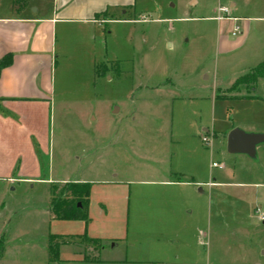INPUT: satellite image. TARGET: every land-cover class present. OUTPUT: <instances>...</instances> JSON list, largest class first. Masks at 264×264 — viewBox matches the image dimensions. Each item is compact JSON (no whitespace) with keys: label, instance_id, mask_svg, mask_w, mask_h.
Listing matches in <instances>:
<instances>
[{"label":"rangeland","instance_id":"374dc122","mask_svg":"<svg viewBox=\"0 0 264 264\" xmlns=\"http://www.w3.org/2000/svg\"><path fill=\"white\" fill-rule=\"evenodd\" d=\"M223 6L225 0H138L134 19L142 21L108 26L92 75L78 61H58L66 77H55V102L23 110L20 122L1 130L0 264H125L126 253L137 259L129 264H234L237 248L262 254L264 142L250 158L229 154L226 135L235 128L264 134V77L254 92L232 89L264 62V23L238 24L241 35L232 37L229 22L223 28L211 19ZM132 85L144 86L134 93L133 110L147 122L135 140L149 160L144 164L159 161L189 184L138 183L142 177L132 168L139 151L116 146L125 115H111V105L124 101ZM247 94L256 99L241 98ZM109 142L115 153H103ZM91 147L102 154L92 173ZM111 168L127 181L123 220L113 227L119 240L57 235L49 243V234L77 230L73 222L49 223L53 201L75 200L71 181ZM50 246L58 261H50ZM167 250L169 260H159Z\"/></svg>","mask_w":264,"mask_h":264},{"label":"crops","instance_id":"0c3cea01","mask_svg":"<svg viewBox=\"0 0 264 264\" xmlns=\"http://www.w3.org/2000/svg\"><path fill=\"white\" fill-rule=\"evenodd\" d=\"M225 2L226 7H223L228 9V14L226 19L221 20L223 28L228 22L233 29L250 22L264 23V0L262 4L258 0H225ZM137 3L138 0H26L19 9H16L13 0H0V60L6 57L10 60L8 65L0 69V134L1 130L2 132L10 130L5 126H15L16 120L20 122L24 117L23 110L31 107L46 108L48 104L55 102V77L57 75L60 79L66 77L62 71L58 74L60 67L58 61L64 62L65 65L66 62L78 61L85 75L87 74L88 77L89 72L92 75L95 62L103 56L106 40L108 36L110 38V32L106 31L108 26L122 23L136 24L142 21L139 18L134 19ZM127 15H131L130 18H127ZM214 17L211 19L214 20ZM142 89H144L142 85H132L127 89L124 101H116V103L112 101L110 114L124 113L125 115L120 121L117 138H120V143L116 146L139 151L136 154L138 158L133 159L140 163L132 168L133 173L142 177L138 183L162 187L189 184L180 177L171 175L169 169L158 165L159 161H152V165L144 164L149 160H145L142 147L135 146V140L140 136L139 130L147 123L137 115L136 111H133L138 109L135 107L137 104L134 99L137 97H134V93H141ZM86 91L87 88L84 92ZM155 91L161 90L155 88ZM140 98L144 99L143 96ZM63 100L60 103H66ZM89 118L96 123L94 115H90ZM94 140L97 139L94 138ZM114 147L109 142L104 145L103 153L107 150L109 154L115 153ZM91 148H93L90 151L92 157L87 165L89 171L92 168H98L92 164L102 155L99 151L101 149ZM102 172H94L98 173L94 175L95 177H81L71 181L73 184L90 186L86 208L87 221L86 223L68 221L77 224L76 232L55 235L86 234L88 238L101 242L119 240L115 237L117 235H114L113 227L123 220L124 204L127 206V181L115 168L104 169ZM108 172L112 174L108 175ZM47 216L49 223L57 221L49 216V212ZM103 250L101 246L99 252ZM166 252L168 255L163 251L164 254L159 260H169L170 251ZM235 252L238 254L232 258L234 264H241V262L242 264H261L260 259H264V251L261 255H257L250 247L237 248ZM150 253L151 256L155 254L149 251L148 255ZM136 260L126 253L124 260L120 263L129 264L137 262ZM145 260L151 262L149 256Z\"/></svg>","mask_w":264,"mask_h":264},{"label":"trees","instance_id":"16d2710c","mask_svg":"<svg viewBox=\"0 0 264 264\" xmlns=\"http://www.w3.org/2000/svg\"><path fill=\"white\" fill-rule=\"evenodd\" d=\"M26 0H13V5L16 7V9H19L21 5ZM9 57L3 58L0 60V69L5 67L9 64ZM264 77V62L259 64L257 67L251 69L247 74L240 77L234 87L232 88L235 90V88L238 85H244L246 90L255 91V84L259 78ZM218 97H226V96H218ZM241 98H247V99H256V96L253 94H247ZM72 187H75V190H73L72 197H76L75 200H71L69 202H63V203H57L56 201H53L51 208L49 209V212L52 214V217L54 220L57 221H83L86 223L87 221V198L89 196L90 186L88 184H74ZM84 198L85 202H81L79 198ZM85 238H88L86 234H83ZM57 235L55 234H49L48 235V241L51 242L52 239L56 238ZM89 240H95L99 241L97 239H91ZM4 250V237H0V258L2 256ZM48 253L53 254L52 259L50 261H58V253L57 251L53 253L51 246L48 248Z\"/></svg>","mask_w":264,"mask_h":264},{"label":"water","instance_id":"95a60500","mask_svg":"<svg viewBox=\"0 0 264 264\" xmlns=\"http://www.w3.org/2000/svg\"><path fill=\"white\" fill-rule=\"evenodd\" d=\"M264 142V134L245 133L240 129H232L226 137V151L229 154H244L255 157L257 145Z\"/></svg>","mask_w":264,"mask_h":264},{"label":"built area","instance_id":"2783aa9c","mask_svg":"<svg viewBox=\"0 0 264 264\" xmlns=\"http://www.w3.org/2000/svg\"><path fill=\"white\" fill-rule=\"evenodd\" d=\"M227 14H228V9H227V8H225V7H219V8L217 9V14L215 15L214 19H215V20H218V21H221V20H223V19H226ZM239 34H240V31H239V28H237V27H235V28L232 30V32H231V36H232V37L237 36V35H239ZM201 141H202V142H206L207 139L203 137V138H201ZM212 166H214V167H218V168L221 167V166H217L215 163H212Z\"/></svg>","mask_w":264,"mask_h":264}]
</instances>
